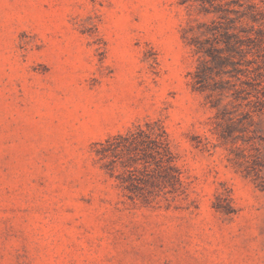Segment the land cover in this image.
<instances>
[{
	"label": "rangeland",
	"instance_id": "obj_1",
	"mask_svg": "<svg viewBox=\"0 0 264 264\" xmlns=\"http://www.w3.org/2000/svg\"><path fill=\"white\" fill-rule=\"evenodd\" d=\"M0 264H264V0H0Z\"/></svg>",
	"mask_w": 264,
	"mask_h": 264
},
{
	"label": "trees",
	"instance_id": "obj_2",
	"mask_svg": "<svg viewBox=\"0 0 264 264\" xmlns=\"http://www.w3.org/2000/svg\"><path fill=\"white\" fill-rule=\"evenodd\" d=\"M138 130L141 135L137 134L135 136L132 132H129L125 135L118 134L112 139H107L106 144H103L102 146L106 147V145L111 143L112 140H115L116 142H114L111 147H109V150L115 153L116 151L123 149L128 151L134 150L138 148V145H143V147L148 151L153 163L157 167L166 165V168L169 169L164 174L165 178H167V180H172L175 178L176 175L171 171V153L164 137L156 132L145 133V131L141 128ZM142 135H145L146 138H144ZM101 152L103 153V151Z\"/></svg>",
	"mask_w": 264,
	"mask_h": 264
}]
</instances>
